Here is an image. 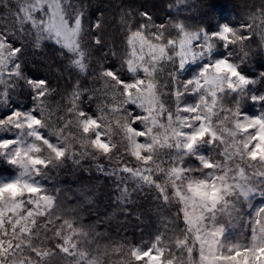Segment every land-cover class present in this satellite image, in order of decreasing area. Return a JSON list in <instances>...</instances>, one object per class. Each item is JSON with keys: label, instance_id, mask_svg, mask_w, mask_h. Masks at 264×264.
<instances>
[{"label": "snow or ice", "instance_id": "snow-or-ice-1", "mask_svg": "<svg viewBox=\"0 0 264 264\" xmlns=\"http://www.w3.org/2000/svg\"><path fill=\"white\" fill-rule=\"evenodd\" d=\"M178 3L196 15L158 23L121 7L118 49L82 0H0V264H107L82 223L93 187L68 210L49 187L68 161L94 166L125 216L145 190L175 209L119 264H264V67L246 68L264 58V0L239 21L216 19L214 0ZM48 47L63 89L29 68Z\"/></svg>", "mask_w": 264, "mask_h": 264}, {"label": "trees", "instance_id": "trees-1", "mask_svg": "<svg viewBox=\"0 0 264 264\" xmlns=\"http://www.w3.org/2000/svg\"><path fill=\"white\" fill-rule=\"evenodd\" d=\"M82 2L85 5L86 13L90 14L87 20L102 19L108 46L111 47L115 44L118 49L123 47L122 41L124 39L123 32L118 26V13L121 7L136 12L147 11L158 23L170 17L182 19L189 15H196L194 11L190 13L181 7L178 0H82ZM214 2L217 6L214 10L215 18L229 10L230 13L226 16L227 20L239 21L250 6H259L261 0H214ZM197 3H199V0H197ZM170 7L171 11H169ZM215 22L214 19L213 23ZM0 23H10V20L0 21ZM252 47L256 48L257 42H254ZM236 51L238 52V49ZM28 59L30 61L29 68L34 76H47L52 80L53 86L59 84L63 89L66 84L67 73H64V78H61V73L57 71L62 65L55 47H48L44 51L30 54ZM262 67H264V58L261 57H253V60L246 66L249 72L257 74ZM255 87L264 90V84H258ZM14 99L21 104L28 103L23 95L16 96ZM59 99L60 97L57 95L49 100L53 108L57 106ZM247 107L250 112H256L259 110L260 105H248ZM88 167H92L91 173L81 170ZM51 176L52 180L49 182V187L53 190L57 188L63 190L60 194L59 203L65 210L76 206L75 194L79 191L78 186L87 185L95 190V204L82 211V223L85 229L92 230L93 237L96 238L97 242L93 244V248L99 246L102 251L107 250L109 253L108 264H119L121 260H124L128 247L138 246L150 241L157 227H160V216H166L168 211H175L174 208L167 210L158 208L153 201L154 193L145 190L131 198L130 211L132 214L128 216L121 214V209L112 206L109 183L103 176H98L95 167L89 163H84L81 168H77L71 161H68L65 167L52 170ZM93 237H90V239ZM121 246H123L124 251L119 255H113V248ZM177 254L179 255V253ZM57 260L58 258L55 262ZM58 264H63V262L59 261Z\"/></svg>", "mask_w": 264, "mask_h": 264}, {"label": "rangeland", "instance_id": "rangeland-1", "mask_svg": "<svg viewBox=\"0 0 264 264\" xmlns=\"http://www.w3.org/2000/svg\"><path fill=\"white\" fill-rule=\"evenodd\" d=\"M230 13V11L229 10H227V11H225L224 13H223V15L226 17V16H228V14ZM216 16H218V15H216ZM219 17H220V15L218 16V17H216V19H219ZM117 139H119V137H117ZM193 167H196V164L195 163H193V165H192ZM52 189V188H51ZM257 203H259V198H257V201H256ZM245 211H248L247 210V208H246V206H245ZM227 217H225L224 218V222H227ZM233 231H234V233H235V235L237 236V237H242L243 235H244V233H245V229L242 227V224L240 223V222H237L236 224H235V226H234V228H233ZM178 255V254H177ZM58 262H59V260H57V262H55V264H58ZM108 264V263H107Z\"/></svg>", "mask_w": 264, "mask_h": 264}]
</instances>
